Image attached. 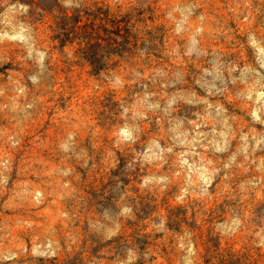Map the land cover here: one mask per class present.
<instances>
[{
	"label": "rangeland",
	"instance_id": "374dc122",
	"mask_svg": "<svg viewBox=\"0 0 264 264\" xmlns=\"http://www.w3.org/2000/svg\"><path fill=\"white\" fill-rule=\"evenodd\" d=\"M33 1L0 0V264H264V0H57L127 14L92 56Z\"/></svg>",
	"mask_w": 264,
	"mask_h": 264
},
{
	"label": "trees",
	"instance_id": "16d2710c",
	"mask_svg": "<svg viewBox=\"0 0 264 264\" xmlns=\"http://www.w3.org/2000/svg\"><path fill=\"white\" fill-rule=\"evenodd\" d=\"M24 2V0H21ZM32 6L46 13H54V31L60 46L76 44L86 56H92V50L106 43L109 38L113 46L120 47L127 37L130 21L127 14H112L108 6H94L92 9L62 12L57 0H34ZM96 71L103 68L94 67Z\"/></svg>",
	"mask_w": 264,
	"mask_h": 264
}]
</instances>
